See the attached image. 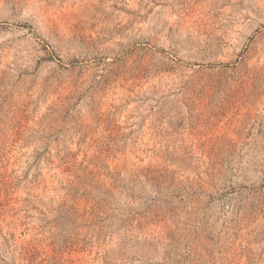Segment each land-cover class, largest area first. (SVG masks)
Here are the masks:
<instances>
[{
    "label": "rangeland",
    "instance_id": "374dc122",
    "mask_svg": "<svg viewBox=\"0 0 264 264\" xmlns=\"http://www.w3.org/2000/svg\"><path fill=\"white\" fill-rule=\"evenodd\" d=\"M0 264H264V0H0Z\"/></svg>",
    "mask_w": 264,
    "mask_h": 264
}]
</instances>
